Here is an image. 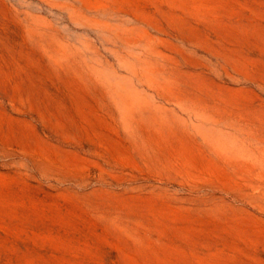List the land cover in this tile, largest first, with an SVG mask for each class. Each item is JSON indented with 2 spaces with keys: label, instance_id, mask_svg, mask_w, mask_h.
<instances>
[{
  "label": "rangeland",
  "instance_id": "rangeland-1",
  "mask_svg": "<svg viewBox=\"0 0 264 264\" xmlns=\"http://www.w3.org/2000/svg\"><path fill=\"white\" fill-rule=\"evenodd\" d=\"M0 264H264V0H0Z\"/></svg>",
  "mask_w": 264,
  "mask_h": 264
}]
</instances>
